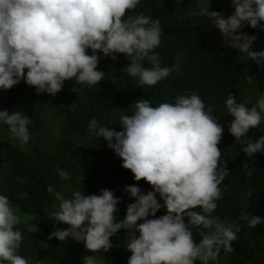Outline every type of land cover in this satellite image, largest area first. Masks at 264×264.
I'll return each instance as SVG.
<instances>
[{
	"label": "clouds",
	"instance_id": "clouds-1",
	"mask_svg": "<svg viewBox=\"0 0 264 264\" xmlns=\"http://www.w3.org/2000/svg\"><path fill=\"white\" fill-rule=\"evenodd\" d=\"M140 0H0V89L10 90L22 80L34 87L36 94L56 96L67 80L93 86L104 80L105 72L97 70L104 57H127L129 64L120 71L136 81L137 88L155 86L179 70L181 58L170 66H161L154 52L161 43L159 19L143 14L128 16ZM182 0H176L179 6ZM234 11L225 16L210 11L209 5L191 11L192 16L207 17L218 29L229 47L244 53L258 66L264 67V50H253L257 39L242 31L245 25L264 30V0H231ZM92 54H88V50ZM145 61L150 67L145 66ZM186 62V61H184ZM251 77H249L250 79ZM131 115H121L120 131L99 126L96 119L88 122L89 135L107 141V146L122 160L134 180L148 183L146 194L137 185L123 191L134 199L126 215L117 222L114 192L102 189L100 194L86 195L73 191L66 198L51 185L47 192L59 202L51 216L54 222L48 239L63 242L72 238L82 242L89 253L112 248L110 237L126 230V248L131 253L127 264H209L221 253L233 252L239 227L228 224L211 213L222 198L219 185L228 175L226 162L221 166V142L224 127L212 115L198 94L178 95L173 103L152 106L148 99L133 102ZM225 107L233 118L228 130L235 143L246 145L243 152L252 157L264 152V135L249 138V130L264 121V92L248 107L229 93ZM30 116L23 111L0 110V124L7 125L9 140L20 147L32 135ZM247 168V164H242ZM61 181H69L67 171L57 166ZM248 176L252 173L249 171ZM249 190V197L251 196ZM159 195L163 204L157 200ZM166 214L155 217L162 208ZM200 208L198 212L194 209ZM187 218V223L185 222ZM240 219L249 228L264 223L260 216L241 212ZM138 221H142L138 223ZM22 220L9 198L0 194V264H29L18 254L23 234L17 229ZM199 230L197 243L192 229ZM137 233L139 234L137 236ZM83 264H97L94 255H85Z\"/></svg>",
	"mask_w": 264,
	"mask_h": 264
},
{
	"label": "trees",
	"instance_id": "trees-1",
	"mask_svg": "<svg viewBox=\"0 0 264 264\" xmlns=\"http://www.w3.org/2000/svg\"><path fill=\"white\" fill-rule=\"evenodd\" d=\"M198 5L193 0H182L179 6L176 0H140L127 13L125 19L138 14L159 19L161 43L154 52L159 55L161 66H170L178 56L181 58L179 70L155 86L137 88L136 81L120 71L129 64L125 55L117 54V59L112 60L97 53L101 57L97 70L106 74L96 85L67 80L54 97L47 93L37 95L35 88L23 80L10 90L0 89V110L6 109L10 114L23 111L32 120L28 126L32 138L23 147L9 140L7 125L0 124V194L9 198L21 217L17 229L23 240L18 254L29 264H83L81 258L85 255L96 256L100 264H127L131 253L126 248L128 233L123 229L110 237L112 248L108 252L89 253L82 242L70 237L63 242L49 240L54 224L59 229L68 225L54 222L51 213L59 202L47 192V186L66 198L73 191L99 195L102 189L112 190L121 199L115 214L117 222L123 219L127 206L134 202L124 193V187L137 184L145 194L152 188L143 180H134L133 174L122 167V160L108 148L107 141L89 135L88 122L96 119L99 126L120 131V116L133 114L134 101L148 99L152 106H158L162 102L173 103L185 93L198 94L206 106L213 108L212 115L224 127L218 148L221 166L226 162L229 173L219 185L222 198L216 201L217 208L211 215L240 228L238 239L232 244L233 252L221 250L218 259L209 264H264V223L249 228L247 221L240 219L241 212L264 219V152L248 157L243 152L246 145L235 143L228 130L233 118L225 107L229 93L236 95L237 102L251 107L257 94L264 92V67L229 47L207 17L191 15L185 21L177 18L181 11H199ZM209 10L228 16L234 8L231 0H212ZM242 31L257 37L253 50H264V30L245 25ZM88 54H92L90 49ZM144 63L150 67L147 61ZM261 135L264 121L258 128L250 129L248 137L255 140ZM242 164H247V168ZM57 166L67 171L71 180L61 181ZM249 171L251 176L247 175ZM157 200L163 204L159 195ZM194 210L202 211L199 207ZM166 211L162 207L155 217L149 218H158ZM192 232L198 243L199 230L193 228Z\"/></svg>",
	"mask_w": 264,
	"mask_h": 264
},
{
	"label": "rangeland",
	"instance_id": "rangeland-1",
	"mask_svg": "<svg viewBox=\"0 0 264 264\" xmlns=\"http://www.w3.org/2000/svg\"><path fill=\"white\" fill-rule=\"evenodd\" d=\"M193 1L198 2L200 4V6H207V5H210L212 3V0H193ZM175 9L177 11V8H175ZM179 14H180V17H177V18H179L181 21H185L188 19L189 16H191L190 14H187L184 11L179 12ZM22 218L25 220L28 219V217H26L25 215H22ZM97 264H100V263H97Z\"/></svg>",
	"mask_w": 264,
	"mask_h": 264
}]
</instances>
